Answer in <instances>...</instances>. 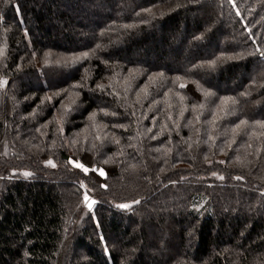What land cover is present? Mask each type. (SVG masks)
Returning <instances> with one entry per match:
<instances>
[{"label": "trees", "instance_id": "16d2710c", "mask_svg": "<svg viewBox=\"0 0 264 264\" xmlns=\"http://www.w3.org/2000/svg\"><path fill=\"white\" fill-rule=\"evenodd\" d=\"M0 264H264V0H0Z\"/></svg>", "mask_w": 264, "mask_h": 264}, {"label": "snow or ice", "instance_id": "6c2138e0", "mask_svg": "<svg viewBox=\"0 0 264 264\" xmlns=\"http://www.w3.org/2000/svg\"><path fill=\"white\" fill-rule=\"evenodd\" d=\"M85 55H87V54H85ZM181 86L183 87V85H181ZM48 163H49V164H52V161H48ZM53 166H54V165H53ZM75 166H76L77 168H81V167H83V166L80 165V164H75ZM84 171L87 172L88 169L85 168ZM100 174H101V175H104V173H103L102 170H101ZM25 175H29V174H28V173H25ZM87 199H88V197H87V195H85V200H87ZM93 203H95V202L93 201ZM89 207H91V204L89 205ZM118 207H121V208H129L130 205H128V204H122V205H118Z\"/></svg>", "mask_w": 264, "mask_h": 264}, {"label": "rangeland", "instance_id": "374dc122", "mask_svg": "<svg viewBox=\"0 0 264 264\" xmlns=\"http://www.w3.org/2000/svg\"><path fill=\"white\" fill-rule=\"evenodd\" d=\"M70 163H71L73 166H75V164H80V165H82L80 162H78V161H76V160H72V159H70ZM82 166H83V167H81L82 170H84L85 168L87 169L86 166H84V165H82ZM98 171H99V173L101 172L100 169H98ZM85 195H87V194H86V193H83V198H82V200H83L84 205H86L87 202H88V200L90 199V197H88V195H87L88 199L85 200ZM91 207H92V206H91ZM90 209H91V208H90Z\"/></svg>", "mask_w": 264, "mask_h": 264}, {"label": "water", "instance_id": "95a60500", "mask_svg": "<svg viewBox=\"0 0 264 264\" xmlns=\"http://www.w3.org/2000/svg\"><path fill=\"white\" fill-rule=\"evenodd\" d=\"M93 201L95 202V200H94L93 198H90V199L88 200V202H87V204H86V206H87L88 209L91 208V207H89L90 204H91V206L94 204Z\"/></svg>", "mask_w": 264, "mask_h": 264}]
</instances>
